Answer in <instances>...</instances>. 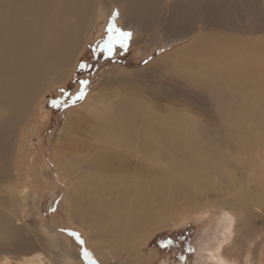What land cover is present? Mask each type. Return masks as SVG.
<instances>
[{"label": "bare ground", "instance_id": "1", "mask_svg": "<svg viewBox=\"0 0 264 264\" xmlns=\"http://www.w3.org/2000/svg\"><path fill=\"white\" fill-rule=\"evenodd\" d=\"M119 4L120 18L135 25L139 35L154 30L151 21L162 18L171 41L193 36L145 67L106 75L79 107L66 112L62 132L67 140L56 137L53 160L70 184L64 207L85 227L95 257L105 255L118 264L141 260L145 253L139 245L153 229L181 208L204 205L192 195V186L205 188L208 174L230 173L219 148L225 140L254 154L252 194L240 208L246 222L260 218L263 223L264 0ZM91 13V0H0V162L8 160L18 127L40 94L74 64L91 31H85ZM66 15H74L70 28ZM143 45L141 54L152 51L150 44ZM153 74L157 79L151 83ZM173 85L182 86V96L170 91ZM195 117L200 122L193 126ZM28 191L26 184L20 187L23 200ZM241 212H234L233 231ZM223 216L224 225L228 218ZM225 232L219 247L228 227ZM26 245L12 235L0 239L5 254L20 255ZM214 258L213 264H237L228 247ZM263 261L260 253L248 264ZM25 263L53 264L40 257ZM0 264L10 262L0 256Z\"/></svg>", "mask_w": 264, "mask_h": 264}, {"label": "rangeland", "instance_id": "2", "mask_svg": "<svg viewBox=\"0 0 264 264\" xmlns=\"http://www.w3.org/2000/svg\"><path fill=\"white\" fill-rule=\"evenodd\" d=\"M91 1L92 13L85 26V31L89 28L91 31L84 38L74 64L61 81L40 94L30 115L18 127V136H15L8 160L0 162V174L4 175L0 177V239L12 235L24 239L27 244L20 255L0 251V256L7 257L10 264H26L25 258L35 260L37 257L53 264H93V261L96 264H118L104 260L105 255L95 257L93 247L88 244L85 227L73 219L64 207L63 196L70 184H66L67 178L53 160V149L58 144L56 137L67 140L62 132L67 110L79 107L87 99L89 91L95 92L98 85L106 80V75L145 67L149 61L193 36L188 34L171 41L166 36L168 22L162 18L159 23L151 21L156 25L154 30L140 36L135 25H125L120 18L123 9L117 5L119 0H110L109 3L108 0ZM61 13L58 11L57 15ZM30 18L26 12V21ZM73 18L74 15L65 16L67 27H72ZM110 26L132 33L127 49L117 44L112 56L100 51ZM152 38H155L154 42ZM133 42L136 47H131ZM143 44H150L152 51L141 54ZM81 64L87 67L81 68ZM153 75L156 77L154 80ZM153 75L151 83L157 79V74ZM82 80L90 83L85 86L83 97L73 103L72 98L80 92L79 82ZM163 86L168 85L164 83ZM169 87L178 91L170 89L177 96H182L179 92H185L182 86ZM190 122L195 126L200 120L195 117ZM219 148L226 157L225 165L230 173L227 175L226 170L224 177L208 174L205 188L193 185L192 195L204 205L188 210L181 208L171 214L164 226L153 229L139 245L145 257L131 264H213L214 257L217 254L220 256L227 247L229 256L237 264H248L249 257L256 259L260 253L264 254V222L260 218L246 222L240 208L242 199H248L252 194L254 154L249 149L237 148L229 140L223 141ZM192 174L195 175L194 172ZM25 184L29 191L23 200L19 189ZM237 211L242 217L238 222L239 228L233 231L238 219L234 212ZM224 214L228 219L223 225ZM226 227L228 238L219 247ZM71 233H78L83 244ZM85 250L88 258L84 256Z\"/></svg>", "mask_w": 264, "mask_h": 264}, {"label": "snow or ice", "instance_id": "3", "mask_svg": "<svg viewBox=\"0 0 264 264\" xmlns=\"http://www.w3.org/2000/svg\"><path fill=\"white\" fill-rule=\"evenodd\" d=\"M108 37L104 41V43L100 46V51L108 56H112L114 54L116 45L118 44L120 48L127 49L128 47V40L131 38L132 33L125 32L120 29H113V27L108 28ZM115 33V34H114ZM87 67L85 64H81V68ZM81 85L80 92L77 94L76 97L72 98V102L75 103L76 99H80L84 95L85 86H87L90 82L88 80H82L79 82ZM53 103H57L56 101H53ZM72 236H74L81 244H83V241L80 239L78 233H71ZM85 258H88L89 254L85 250L84 251ZM93 264H96L95 261H93Z\"/></svg>", "mask_w": 264, "mask_h": 264}]
</instances>
